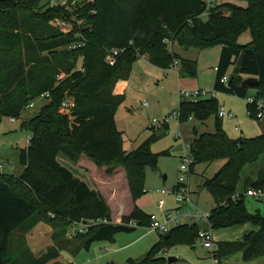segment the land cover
Instances as JSON below:
<instances>
[{
    "label": "trees",
    "instance_id": "obj_1",
    "mask_svg": "<svg viewBox=\"0 0 264 264\" xmlns=\"http://www.w3.org/2000/svg\"><path fill=\"white\" fill-rule=\"evenodd\" d=\"M41 1L0 0V120L3 116L20 118L31 101L50 93L49 101L38 114L21 121V128L30 134L27 147L20 150L22 173L18 177L0 173V264H12L9 249L15 235L19 234L24 241L26 233L39 222L51 225L53 245L37 259L28 252L15 264H57L63 249H87L93 241L110 239L134 228L113 222L92 227L85 234L73 237L83 239L73 247L66 237L70 224L82 218L111 220L110 209L101 193L62 166L57 155L64 153L76 162L85 154L97 165H122L133 200L143 193V167L157 166L159 153L152 152L151 144L158 136L153 133L126 153L122 148L123 133L115 123V112L123 96L113 93L119 80L129 78L138 55L145 54L150 62L163 69L179 59L183 71L193 76L196 61L169 53L168 41L185 49L220 45L214 90L244 98L247 89L241 87L242 81L256 77L258 82L252 88L257 98L264 99V0L222 2L206 21L197 18L204 9L202 0L85 2L74 10L78 18L91 25L86 29L76 27L85 40L84 46L78 48L69 47L82 41L75 31L62 33L48 24L52 18L65 16L64 10L52 6L39 11ZM221 6L230 9L231 14L223 16L219 12ZM245 31L251 40L241 44L237 37ZM112 49L123 51L116 63L109 65L105 56ZM80 59L82 70L76 68ZM231 67L233 70L228 74ZM60 70L68 76L56 85ZM223 77L225 83L220 81ZM65 96L74 98L71 118L59 112ZM247 110L250 117L258 120L255 105L247 104ZM218 112L215 97L180 101L179 122L190 117L204 122L214 116V132L193 130L194 137L189 143L193 165L225 160L216 174L204 181L216 203L209 212L208 223L211 229L251 223L258 230L247 231L233 242H218L212 257L221 264L222 260L241 252L244 261H251L264 256V215L250 213L245 196L249 189L264 190V165L255 177L242 178L241 173L246 165L264 158V134L243 137L242 141L231 139L223 130ZM106 172L111 173L112 168ZM239 184L242 192L237 193ZM29 218L32 219L28 227L14 234ZM124 220H133L136 226L150 224V217L135 205ZM198 231L196 224L174 226L168 233L159 235L158 242L142 261L130 260L128 264H166L165 258L157 256L163 244L193 245Z\"/></svg>",
    "mask_w": 264,
    "mask_h": 264
},
{
    "label": "rangeland",
    "instance_id": "obj_2",
    "mask_svg": "<svg viewBox=\"0 0 264 264\" xmlns=\"http://www.w3.org/2000/svg\"><path fill=\"white\" fill-rule=\"evenodd\" d=\"M51 1L60 2L61 0H42L39 3L38 10L43 11L48 7H52ZM221 1L223 3L226 1L240 3L239 0ZM72 2L83 4L85 2H94V0H72ZM76 8L77 6L72 10L74 11ZM219 12L223 16L231 14L230 9L223 6L219 8ZM62 15L50 19L48 24L55 30L66 33L56 23L57 20L62 18ZM75 15L77 16V14ZM237 38L241 44L248 43L251 40L248 31L241 33ZM168 43L167 51L169 53L172 51L175 54L178 53L179 58L196 61L197 69L195 75L186 74L179 59H175L177 61L176 67L172 66L174 61L169 68L163 69L161 66L150 62L148 56L143 54L138 55L137 60L132 65L131 73L126 80L127 86L124 95L115 93L116 85L113 91L115 95L123 96V101L115 112L116 128L123 133V150L128 153L138 147L140 143L153 133L158 136L156 141L151 144L152 152L159 153L157 166L143 167V193L136 200H133L125 169L122 165H97L85 154H81L76 162L64 153L57 155V161L69 169L76 178L85 182L99 193H103L113 214H119L117 213L118 209L127 212L130 206L135 205L146 215L155 214L160 218L161 212L157 207L159 200L164 201L163 211L165 212H176L178 210L181 214H184L187 211L193 213L199 211L203 214L209 213L215 207L214 198L211 192L204 187V181L212 178L225 163V160H215L208 163L200 162L191 166L188 181L190 201L180 204L176 201L175 192L161 193V190L173 189L178 183L179 166L183 157L189 154L188 144L194 137L193 127H196L198 132H214V116L206 120V123L191 117L187 121L180 123L178 118H172L173 113L179 112L180 101L184 100L180 98L181 91H208L205 96L196 98L199 100L208 99L214 93L218 107H223L233 115L220 117L223 130L229 138H254L264 134V119L255 120L250 117L247 110L246 97L255 95L254 88H247V95L244 98L214 90L215 67L219 62L220 45H213L203 49L196 47L185 49L177 45L176 42H172L170 44L171 47ZM63 49H68V47ZM59 51H62V48ZM81 64L82 60L80 59L76 68L79 69ZM232 70L233 67L229 69L228 74ZM60 74H64V78L68 76L64 70H60L56 78ZM68 88L66 85L65 89ZM45 103V99L38 98L35 100L34 106L25 108L20 118L15 119L14 122L7 116L1 118L0 173L16 177L22 173L23 166L19 161L20 150L27 147L30 134L28 130L21 128V121L38 114ZM166 120H168V123L165 122ZM165 126L168 127L166 128ZM164 151L168 153L162 154ZM262 165H264V158L260 157L255 164L244 167L241 177H255L257 170ZM109 168H112L111 173L106 172ZM240 192H242L241 184L237 188V193ZM262 199L264 198L258 200L255 197L246 196L245 204L247 209L250 212H254L248 205L249 203L261 204L260 209L264 208V204H262L264 200ZM225 201H223L224 204ZM262 213H264V210H262ZM129 214L114 218L110 213V217L113 223H121L128 226L131 221L136 223L133 220H124V217ZM31 219L29 218L14 234L24 231L30 224ZM186 223L197 224L199 228H211L206 218H200L194 223L187 222L186 218L182 217L178 224ZM248 225L251 228L253 227L251 224ZM173 227L174 225H171V228ZM34 230L35 238L38 239L36 247L28 245L25 238L23 241V237L20 238L19 234L15 235L9 249L12 264L21 262V259L24 255H28V252L30 255L35 254L33 256L37 259L39 256L36 253H40L38 250L44 251L47 245L51 247L53 233L51 225L40 222ZM211 230L214 241L211 250L204 248L202 241L196 237L193 245L187 242L163 244V248L157 256L165 258L166 264H214L212 252L217 249V243L233 242L230 239L239 229L231 227ZM70 240L73 247L80 245L83 241V239L74 238ZM158 240L159 233L157 231L150 229L148 226L137 225L131 231L119 232L110 239L93 241L87 249L83 247L78 251L75 249L77 247L73 251H71L72 248L63 249L60 252L57 264H128L130 260L138 263L146 257ZM240 256L241 254L237 253L227 261L225 259L222 260L221 264H264L258 260L244 261L242 256ZM169 258H175L176 260L169 262Z\"/></svg>",
    "mask_w": 264,
    "mask_h": 264
},
{
    "label": "built area",
    "instance_id": "obj_3",
    "mask_svg": "<svg viewBox=\"0 0 264 264\" xmlns=\"http://www.w3.org/2000/svg\"><path fill=\"white\" fill-rule=\"evenodd\" d=\"M72 0H61L60 2L57 1H51L52 6H58L64 10L66 13L65 16H62L61 19L57 20V25L60 27L61 30H65L66 33L68 32H76V36L78 38H81L82 41L80 42H75L71 44L69 47L70 48H78L81 46H84L85 40L82 36L81 30H75L76 27H82L83 29L89 28L91 25L86 24V22L82 18H78L75 14L74 11L72 10L74 7L77 6L76 9L80 8L82 4H77L76 2H72ZM92 1V0H90ZM204 4V9L203 11L197 16L198 19L202 21H206L211 13L212 10L216 9L217 6L222 2L221 0H202ZM76 3V4H75ZM75 9V10H76ZM56 21V20H55ZM169 42V41H168ZM172 42L168 43L169 46ZM171 47V46H170ZM123 51V49H112L109 50L106 53L105 56V62L109 65H114L117 61V56ZM173 67L177 66V61L174 62L172 65ZM82 70L81 68H79ZM216 70V68H215ZM64 79V74H60L56 78V85ZM222 83L226 82V77H223L220 80ZM208 94V91L205 90H191V91H181L180 98H183V101H193L196 102L201 96H205ZM211 97H215L214 93H212ZM38 98H43L47 101L50 99V93L45 92L41 94L39 97H37L35 100ZM35 100L31 101V103L28 105V108L34 106ZM247 104L249 105H255L257 109L256 113V118L258 120L264 119V99L257 98L256 95L253 96H248L246 97ZM75 106L74 98L70 96H65V98L62 100L59 108V112L62 114L68 115L70 118L72 116V110ZM219 117H224L225 115L227 116H233L231 112H227L223 107L219 108L218 112ZM179 112L173 113L172 118H178L179 120ZM16 118H10L12 122L15 121ZM168 123V120L165 121ZM164 122V123H165ZM30 138V136H29ZM189 150L190 146L188 145ZM193 157L189 154L185 155L182 159V163L179 166V176H178V183L177 185L171 189V190H161L162 194L166 193H174L175 192V197L176 201L180 204H184L187 201H190L189 195H190V190H189V175H190V168L193 165ZM247 196H253L255 198H259L261 196H264V190H254V189H249L246 192ZM237 196H235L236 198ZM164 206V201L159 200L157 207L161 212V217L159 218L155 214L149 215L150 217V224L148 227L152 230H155L159 233V235H164L168 233L171 229V225L177 226L179 225V220L184 217L186 218L187 222H194L196 220H199L200 218H206L208 219L209 213H200L199 211L196 212H191L187 211L184 214H181L178 210L176 212H165L163 211ZM113 222L112 220L106 218V217H97V218H82L79 221H74L70 224L66 231V237L68 239H72L73 237L79 235V234H85L89 228L100 226V225H106L110 224ZM128 226L135 227L136 223L130 222ZM197 238L202 241V245L204 248L211 250L213 247V234L212 230L210 229H199ZM214 264H217V260L214 259Z\"/></svg>",
    "mask_w": 264,
    "mask_h": 264
},
{
    "label": "crops",
    "instance_id": "obj_4",
    "mask_svg": "<svg viewBox=\"0 0 264 264\" xmlns=\"http://www.w3.org/2000/svg\"><path fill=\"white\" fill-rule=\"evenodd\" d=\"M177 53V52H176ZM178 54V53H177ZM126 86H127V82H126V80H121V81H119L117 84H116V86H115V93H117V94H122V95H124V92H125V88H126ZM203 123H206V121H204ZM192 130H197V128L196 127H193V129ZM198 131V130H197ZM193 132V131H192ZM189 145V144H188ZM88 162V161H87ZM88 163H91V162H88ZM76 165V164H75ZM77 167H80L81 168V166H79V165H76ZM81 169H83V168H81ZM101 195L103 196V193L101 192ZM247 196V195H246ZM245 196V197H246ZM104 197V196H103ZM249 197H253V196H249ZM261 198H264V196H261V197H259V198H256V199H258V200H261ZM104 199H105V201H106V198L104 197ZM262 200H264V199H262ZM106 203L108 204V202L106 201ZM262 204H264V203H262ZM246 205V204H245ZM249 206H250V208H252L253 210H254V212H250L248 209V211L250 212V213H255V212H260L262 215H264V213H262V210H264V208H262V209H260V205L261 204H253V203H249L248 204ZM108 206H109V204H108ZM110 207V206H109ZM134 208V206H130L129 207V209H128V211L127 212H125V211H122L121 209H118V212L117 213H119V214H113V212H112V210H111V207H110V210H111V216H113L114 218H116V217H118V216H122V215H127V214H129L131 211H132V209ZM246 208H247V206H246ZM196 221H198V220H196ZM196 221H194V223L196 222ZM40 223V222H39ZM39 223H37L30 231H28L27 233H26V235H25V240L27 241V243H28V245H30V246H35L36 247V245L38 244V239L37 238H35V235H34V229H36L37 227H38V224ZM248 224H251V223H246V224H244V225H241V227H238V226H234V227H236V229H239L238 230V232L237 233H235V235L232 237V239H230V240H232V241H235V240H237V239H240L242 236H243V234L245 233V232H247V231H251V230H258V226H254V225H252L253 227L251 228ZM197 225V224H196ZM228 228H231V227H228ZM227 228V229H228ZM198 229H209V227H200L199 228V226H198ZM26 236H27V238H26ZM232 236V235H231ZM223 240V239H222ZM227 240V239H226ZM53 245V241H52V244H51V246ZM50 246H46L45 247V249H44V251H41V250H38L40 253H36V254H38L37 256H41L48 248H49ZM34 250H36V248H34ZM34 253H35V251H34ZM237 253H240L241 254V252H237ZM237 253H234L233 254V256L231 255V256H229V257H227L226 259H225V261H227V260H229L230 258H233L234 257V255L235 254H237ZM33 255H35V254H33ZM242 256V255H241ZM240 256V257H241ZM59 258H60V254H59V256H58V258L56 259V261H58L59 260ZM176 260V259H175ZM261 261L262 263H264V256H262V257H259V258H257V259H254V260H251V261ZM225 261H223V262H225ZM248 262H250V261H248Z\"/></svg>",
    "mask_w": 264,
    "mask_h": 264
},
{
    "label": "water",
    "instance_id": "obj_5",
    "mask_svg": "<svg viewBox=\"0 0 264 264\" xmlns=\"http://www.w3.org/2000/svg\"><path fill=\"white\" fill-rule=\"evenodd\" d=\"M257 82L258 79L256 77H247L242 81L241 87L247 89L249 87L255 86ZM238 141H242V138H238ZM168 261H175V258H169Z\"/></svg>",
    "mask_w": 264,
    "mask_h": 264
}]
</instances>
